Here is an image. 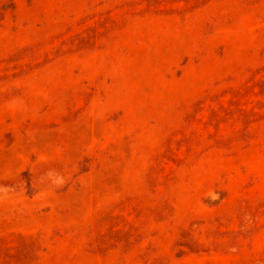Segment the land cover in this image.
Here are the masks:
<instances>
[{
    "label": "rangeland",
    "instance_id": "1",
    "mask_svg": "<svg viewBox=\"0 0 264 264\" xmlns=\"http://www.w3.org/2000/svg\"><path fill=\"white\" fill-rule=\"evenodd\" d=\"M0 264H264V0H0Z\"/></svg>",
    "mask_w": 264,
    "mask_h": 264
}]
</instances>
